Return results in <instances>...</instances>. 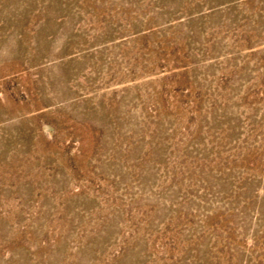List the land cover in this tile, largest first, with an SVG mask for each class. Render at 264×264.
I'll return each instance as SVG.
<instances>
[{"label":"rangeland","instance_id":"rangeland-1","mask_svg":"<svg viewBox=\"0 0 264 264\" xmlns=\"http://www.w3.org/2000/svg\"><path fill=\"white\" fill-rule=\"evenodd\" d=\"M0 264H264V0H0Z\"/></svg>","mask_w":264,"mask_h":264}]
</instances>
